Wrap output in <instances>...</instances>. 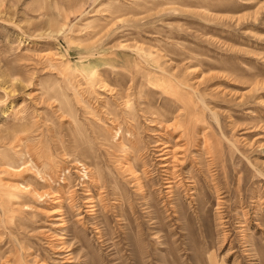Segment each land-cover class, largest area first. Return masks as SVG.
Wrapping results in <instances>:
<instances>
[{
  "label": "rangeland",
  "instance_id": "obj_1",
  "mask_svg": "<svg viewBox=\"0 0 264 264\" xmlns=\"http://www.w3.org/2000/svg\"><path fill=\"white\" fill-rule=\"evenodd\" d=\"M0 264H264V0H0Z\"/></svg>",
  "mask_w": 264,
  "mask_h": 264
},
{
  "label": "bare ground",
  "instance_id": "obj_2",
  "mask_svg": "<svg viewBox=\"0 0 264 264\" xmlns=\"http://www.w3.org/2000/svg\"><path fill=\"white\" fill-rule=\"evenodd\" d=\"M130 143V142H129ZM165 147V146H164ZM166 150V149H165ZM170 153V152H169ZM172 153V152H171ZM170 153V154H171ZM166 155V154H165ZM169 155V154H168ZM175 158V157H174ZM165 160H167V159H165ZM128 165V164H127ZM167 165V164H166ZM79 166V165H78ZM164 166H165V164H164ZM130 173V172H129ZM132 175V174H131ZM171 175V174H170ZM138 176V175H137ZM176 176V175H175ZM140 179V178H139ZM88 180V179H87ZM175 182V181H174ZM168 183V182H167ZM86 186V185H85ZM143 186V185H142ZM59 187V186H58ZM168 187V186H167ZM169 188V187H168ZM139 189V188H138ZM25 191V190H24ZM70 198V197H69ZM60 201V200H59ZM57 203H59V202H57ZM71 204V203H70ZM173 211H174V209H173ZM21 253V252H20Z\"/></svg>",
  "mask_w": 264,
  "mask_h": 264
}]
</instances>
